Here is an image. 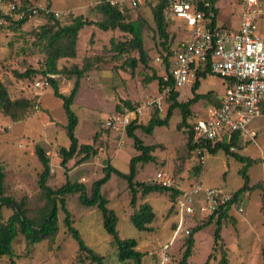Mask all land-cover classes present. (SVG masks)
<instances>
[{"label":"rangeland","instance_id":"rangeland-1","mask_svg":"<svg viewBox=\"0 0 264 264\" xmlns=\"http://www.w3.org/2000/svg\"><path fill=\"white\" fill-rule=\"evenodd\" d=\"M9 1V0H7ZM30 3L35 7L48 8L58 12L61 25L71 22V17L79 16L100 22L104 16L96 9L98 0H10ZM217 7V23L226 28H237L239 24L238 0H220ZM131 20L141 18L145 21L142 31V46L146 52V63L139 61L137 51H127L130 35L118 30L103 32L95 26L85 27L79 32L76 44V57L64 58L57 62V69L70 70L74 66L79 69L86 65L88 71L80 80L72 111L78 119L75 129L79 145H93L97 154L88 161L78 164L79 156L73 157L66 170L61 167L58 157L59 149L68 147L65 134L66 117L60 99L53 96L46 77L41 73L46 59L44 42L35 34L48 22L47 17L30 19L20 28L9 23L0 26V81L4 85L11 100L26 99L30 108L22 120L12 122L0 112V165L5 178V195L22 203L27 215L38 219L46 200L39 188L38 179L42 166L35 154V147L40 146L49 159L50 175L47 185L55 190L66 182L80 183L85 187L87 197L91 193V185L103 176L106 163L120 171L128 173L129 159L137 155L132 140L125 133L106 128V119L116 112V106H125L130 101L136 107L147 104L137 120L146 125L149 119L158 112L163 118L168 104H162L163 112L157 108L161 92L157 82L148 83L154 73L163 76L162 57L165 54L160 44L151 15V5L135 11ZM259 31L264 35V21L259 23ZM171 46L187 38V32L181 22L168 26ZM113 43V44H112ZM124 44L116 48V44ZM137 60L131 68L130 59ZM27 70H35L36 74L29 78H20ZM57 80L58 90L68 95L75 81V76L60 72L53 76ZM40 83V86H36ZM213 90L223 91V81L218 76L210 75L201 81L198 92ZM189 86L179 89L178 101L184 102L192 98ZM205 104L199 100L192 110L200 112ZM126 107V106H125ZM176 110L167 126H157L151 135L139 130L137 137L144 145L153 147L150 165L136 166L139 177L136 181L148 184L155 172L168 171L177 181L187 187L195 181L194 160L187 148V134L183 127L177 129L180 121ZM9 127V129L7 128ZM257 137L252 142L240 144L237 154L251 159H258L247 170L249 186L262 184L264 187V117L253 120L249 126ZM192 158V159H191ZM242 163L234 158L218 152L207 156L199 179L204 186L221 188L229 194L235 193L243 185L239 175ZM187 185V186H186ZM126 182L112 175L101 187V193L107 200V207L113 209L118 217L116 229L122 239H136V250L144 254L141 264H178L185 249L184 237L178 235L173 239L175 230L176 206L170 194L152 192L137 196L134 207L129 204L130 192ZM260 190H249L242 195L244 212L241 215L230 211L221 220L220 239L213 242V231L216 220L194 234V247L188 264H264V210H262ZM79 193L67 195L65 206L71 215L73 226L80 233L87 247L102 256L104 264H134L133 261L119 262L116 249L111 245V237L102 227L101 214L95 207L80 204ZM142 203L150 205L155 217L150 225L152 232H140L131 224L130 216ZM5 221L11 210L1 209ZM64 213L59 209L57 217V233L35 244L26 255L25 242L19 235L12 243L13 257L0 258V264H93L86 255L80 254L77 242L68 234L64 224ZM222 254L225 260L220 261ZM79 260L82 262L80 263Z\"/></svg>","mask_w":264,"mask_h":264},{"label":"trees","instance_id":"trees-1","mask_svg":"<svg viewBox=\"0 0 264 264\" xmlns=\"http://www.w3.org/2000/svg\"><path fill=\"white\" fill-rule=\"evenodd\" d=\"M209 1L212 7V11L214 12L215 16H217V8L215 7V3L220 0ZM10 2L20 3L16 1ZM168 3L169 0H158L154 3L153 6L151 5V15L155 26V32L158 35L160 44L163 47L165 54L162 57L164 66L163 76H157L153 73L151 77L148 78V83L156 81L159 92H162L164 87L171 88V92L167 98L169 105L167 106L165 111L166 113L162 119L158 117V112L155 111L154 115L149 119L146 125H141V123L133 121L126 127L124 133L128 138L132 140L133 149L135 152H137V155H134L129 159L128 173H121L120 171L112 167L109 163H106V166L103 168V176L92 183L91 193L89 197H87L85 193V187L80 183L66 182L58 189L53 190L47 185V180L50 175L49 159L46 156V152L44 151V149L40 146H36L35 154L42 166V172L39 175L38 185L46 200V204L43 211L41 212L40 217L38 219H32L27 215V211L22 203H18L14 199L5 195V173L2 166L0 165V258L13 257L12 243L19 235H21L24 239L26 255L31 254L30 249L35 244L46 238L54 237L58 230L57 217L58 210L60 209L64 213V227L68 234L77 242L79 253L86 255L87 259L93 264H104L103 257L97 255L95 251H93V249L86 246L80 236V233L73 226L71 215L66 209L65 197L67 195L79 193L78 200L81 205L86 207H95L100 212L102 227L105 232L111 237V245L116 249L119 262L133 261L134 264H141L144 254L136 250L138 245L136 239L120 238L118 230L116 229L118 217L113 209L107 207L108 202L101 193V187L110 180L112 175H115L119 179L125 181L127 185L126 187L130 192L129 204L131 207H134L136 205L137 196L139 193H141L142 195H148L149 193L157 191L166 192L170 194V198L172 201H174L176 197L181 195V191L176 188H159L136 181L137 177H139L138 168L136 166L138 164L140 166L150 165L149 163L153 159V156L151 155L153 147L144 145L143 142L137 137L135 132L141 130L146 135H151L155 127L167 126L176 110L180 115V121L177 124V129H181L183 127L186 129L187 148L194 160V170L197 173V176L194 177V179L196 181L200 178L199 175L201 174L203 167L197 162L193 154L194 146L192 145L193 133L191 122L194 111L192 110V106L199 100L204 102V107L208 105H214L219 102V98L212 91H208L205 94L197 93V90L200 87V80L205 79L208 75H213L209 72L208 69H206L204 71L199 70L197 72L196 80L190 86L192 98L184 102L178 101L179 90H174L173 79L169 76L173 51L171 40L169 39L168 35V26L171 23L174 24L175 21L165 19L164 17L163 12ZM20 4L32 6L30 5V3H26V1ZM96 9L104 16V20L97 22L88 20L79 15L71 17L70 23L61 25L58 21L59 18H55L53 14H49L46 16L49 23L41 26L39 28V31H37L35 34L36 38L39 41L44 42L43 47L46 59L44 62V69L41 71V73L46 77L47 82L52 90L53 96L61 100L62 109L66 117L65 134L68 138L69 145L68 147L60 148L58 153V157L61 159L60 165L65 170L68 162L73 157L79 156L80 158L78 159L77 163L81 164L88 161L91 157H94L97 154V149L94 148L93 145H79L77 137L75 136V129L78 124V119L71 109L74 99L79 91L80 80L89 69L86 65H83V67L80 69L76 66H74L70 70L63 69V71H60L57 69V62L60 59H69L76 57V44L79 32H81L85 27L95 26L103 32L118 30L123 33H127L131 37V40L126 47L127 51H137V53L139 54V61L143 64L146 63L147 56L142 46V31L145 21L141 18L131 20V15L135 14V11L139 9L130 10L124 14H120L116 10L104 4L102 0H98ZM27 21L29 20L23 19L18 22H14V24L17 28H20L21 26L26 24ZM215 23L216 20L214 19L213 24ZM221 28L225 27L222 26ZM123 46L124 44H116V48H122ZM136 63L137 60L135 58H131L129 65L131 68H134L136 66ZM36 72L37 71L35 70H27L25 73H23V75H18V77L29 78L31 75L36 74ZM60 72H65L68 73V75L75 76V81L68 95H64L59 92L57 80L53 78V76L58 75ZM165 76L168 77L167 81L163 79ZM30 105V101L26 99L11 100L4 85L0 81V112L3 115L8 117L12 122L20 121L25 116L27 110L30 108ZM124 105L130 109H134L136 107L130 101H124ZM120 108L121 107L116 106V111L120 110ZM231 146H234L236 149H240L236 138H234L230 143H225V141H219L218 143H216L214 147H211L209 149V155H215L218 152H223L225 155L234 158V160L242 163L243 165V167L239 171V175L243 179V185L240 189L233 193L232 202L239 200V197H241L245 192H248L249 190H260L262 193L261 205L262 210H264V187L260 183L249 186V178L247 175L248 168L253 164L258 163L259 160L251 159L249 157H243L237 154L236 151H230ZM261 162L264 163V159H262ZM156 173L157 172H155L154 175ZM177 184L183 186L180 181H177ZM2 207L12 211V214L9 215L5 221H3L2 219ZM228 212V208L226 207V209H222L215 218L216 227L213 231L214 245L217 244L220 239V222L227 216ZM154 217L155 215L150 205L147 203H142L138 206V209L130 216V222L135 227V229L140 232H152V227L150 225L152 224ZM211 221L212 218H210L202 225H198L190 229L189 235L184 237L185 249L178 264H188L187 261L193 253L192 250L194 247V234L202 230L207 224L209 225ZM174 226L176 227V222ZM210 256L211 255L207 257V260L204 264H207ZM224 260L225 257L224 254H222L220 261L223 263ZM79 262L81 263L82 261L79 260Z\"/></svg>","mask_w":264,"mask_h":264},{"label":"built area","instance_id":"built-area-1","mask_svg":"<svg viewBox=\"0 0 264 264\" xmlns=\"http://www.w3.org/2000/svg\"><path fill=\"white\" fill-rule=\"evenodd\" d=\"M102 1L124 14L153 6L158 0ZM238 3L240 15L237 28H221L213 24L216 16L209 0H169L163 12L165 19L181 22L187 32V38L172 47L169 76L173 79L174 90L186 85L190 88L199 70L208 69L223 81L224 93L219 102L204 107L200 112H193L192 116L193 154L202 167L209 149L219 141L230 143L236 138L239 145L253 142L257 134L248 126L253 120L264 117V36L259 31V23L264 21V0H238ZM49 14L60 17L58 12L48 8L0 0V26ZM167 78L163 79L167 81ZM36 86L39 87L40 83ZM170 92V87H164L161 92L157 102L161 112ZM147 107V104L134 109L121 106L106 119L105 126L124 133L126 127L137 121ZM230 151H236V148L231 146ZM148 184L181 191V195L175 198L177 220L173 239L178 235H189L191 228L202 225L210 218L215 219L226 207L229 212L238 215L244 212L242 196L232 202L233 194L221 188L204 186L200 179L184 188L177 184L172 173L159 171ZM166 262L165 257L160 264Z\"/></svg>","mask_w":264,"mask_h":264},{"label":"crops","instance_id":"crops-1","mask_svg":"<svg viewBox=\"0 0 264 264\" xmlns=\"http://www.w3.org/2000/svg\"><path fill=\"white\" fill-rule=\"evenodd\" d=\"M217 3H218V2H217ZM216 8H217V7H216ZM217 16H218V15H217ZM217 16H216V18H217ZM216 25H217V26H221V27L223 26V25H219V24L217 23V19H216ZM263 36H264V35H263ZM208 76H209V75H208ZM208 76H207V77H208ZM214 76H215V75H214ZM207 77H206V78H207ZM202 80H203V79L200 80V84H201V81H202ZM221 80H222V79H221ZM189 91H190V88H189ZM209 91L214 92V93L218 96V98H220V97L223 95V93H224V85H223V91H220L219 93H216V92L213 91V90H209ZM190 92H191V91H190ZM207 92H208V91H207ZM207 92H205V93H207ZM197 93H198V94H205V93H200V92H198V90H197ZM190 95H191V93H190Z\"/></svg>","mask_w":264,"mask_h":264}]
</instances>
